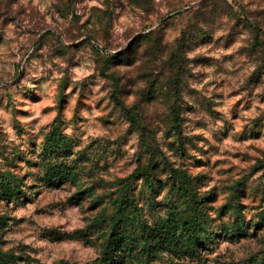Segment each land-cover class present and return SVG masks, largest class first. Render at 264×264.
Returning <instances> with one entry per match:
<instances>
[{"label": "rangeland", "instance_id": "374dc122", "mask_svg": "<svg viewBox=\"0 0 264 264\" xmlns=\"http://www.w3.org/2000/svg\"><path fill=\"white\" fill-rule=\"evenodd\" d=\"M170 166L207 241L105 252L181 205ZM0 173V264H264V0H0Z\"/></svg>", "mask_w": 264, "mask_h": 264}, {"label": "trees", "instance_id": "16d2710c", "mask_svg": "<svg viewBox=\"0 0 264 264\" xmlns=\"http://www.w3.org/2000/svg\"><path fill=\"white\" fill-rule=\"evenodd\" d=\"M154 165L155 162L151 160L143 170V176L149 183H152ZM67 169V167L62 168L60 164H51L45 172L44 180L47 182L63 180L68 176ZM170 172L174 178V184L171 187L182 200L181 205L170 212L158 229H153L139 221L140 236L135 241H131L125 236H117L113 230L112 234L106 238L105 252H108L109 249L114 250L116 247L121 248L133 244V246H140L147 255L157 253L161 249L171 252L179 246L184 253L193 254L199 246L207 241L206 223L202 219V214L196 210L193 179L185 170L179 168L170 166ZM2 176L3 180L0 182L2 186L11 183L12 178L9 174L0 173V177ZM125 195L119 196L117 201L115 214L118 219H124L138 212L135 201ZM7 255V252L4 253L0 250V256Z\"/></svg>", "mask_w": 264, "mask_h": 264}]
</instances>
